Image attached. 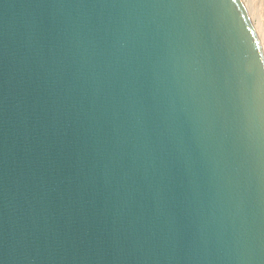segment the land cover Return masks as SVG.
I'll use <instances>...</instances> for the list:
<instances>
[{"label": "water", "instance_id": "95a60500", "mask_svg": "<svg viewBox=\"0 0 264 264\" xmlns=\"http://www.w3.org/2000/svg\"><path fill=\"white\" fill-rule=\"evenodd\" d=\"M0 264H264L243 0H0Z\"/></svg>", "mask_w": 264, "mask_h": 264}, {"label": "bare ground", "instance_id": "6f19581e", "mask_svg": "<svg viewBox=\"0 0 264 264\" xmlns=\"http://www.w3.org/2000/svg\"><path fill=\"white\" fill-rule=\"evenodd\" d=\"M245 6L248 10L252 25L260 39L264 53V0H247Z\"/></svg>", "mask_w": 264, "mask_h": 264}, {"label": "rangeland", "instance_id": "374dc122", "mask_svg": "<svg viewBox=\"0 0 264 264\" xmlns=\"http://www.w3.org/2000/svg\"><path fill=\"white\" fill-rule=\"evenodd\" d=\"M243 1H245L244 3H245V5H246V3H247V0H243ZM263 32V31H262Z\"/></svg>", "mask_w": 264, "mask_h": 264}]
</instances>
